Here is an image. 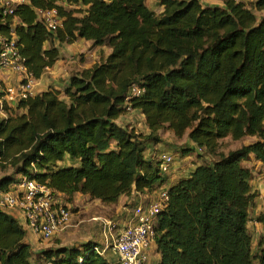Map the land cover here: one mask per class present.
Returning a JSON list of instances; mask_svg holds the SVG:
<instances>
[{
	"label": "trees",
	"instance_id": "16d2710c",
	"mask_svg": "<svg viewBox=\"0 0 264 264\" xmlns=\"http://www.w3.org/2000/svg\"><path fill=\"white\" fill-rule=\"evenodd\" d=\"M148 1L31 0L18 7L13 29L36 80L60 60L58 44L84 40L111 53L63 89L4 104L0 189L22 175L53 189L70 209L76 195L109 205L132 198L125 206L131 219L164 190L169 201L155 221L153 263L264 264V233L255 240L249 229L259 193L247 164H264V0L224 7L160 0V14ZM38 9H57L63 27L51 33ZM13 21L3 35L11 36ZM134 86L140 96H132ZM133 112L144 116L148 133L119 123ZM164 132L206 157L166 190L170 173L148 157ZM246 138L255 141L221 150L227 139ZM258 221L264 226V213ZM27 231L0 211V264H117L109 250L94 251L106 242L51 246L36 258Z\"/></svg>",
	"mask_w": 264,
	"mask_h": 264
},
{
	"label": "built area",
	"instance_id": "2783aa9c",
	"mask_svg": "<svg viewBox=\"0 0 264 264\" xmlns=\"http://www.w3.org/2000/svg\"><path fill=\"white\" fill-rule=\"evenodd\" d=\"M224 1L238 3L246 0ZM30 2L31 0H0V72L14 74L18 80L17 84L7 86L4 90L0 98L1 110L4 104H17L20 100L36 95L37 80L28 69L27 58L20 52L13 29L18 24V19L15 18L16 10ZM37 13L51 33H56L63 27V19L57 9H38ZM10 18H14V21L10 25L11 36L8 37L2 34L1 29L7 28ZM141 94L140 88L136 86L132 88V96ZM157 160L163 173L171 172L175 160L170 153H160ZM168 201L169 194L165 191L150 205H140L135 217L123 228L115 222H105L103 232L106 245L103 249L95 247L94 251L103 256L111 245L114 254L117 255V264H149L156 238L155 221ZM0 211L20 212L25 228L45 242L66 231L71 226L73 216L71 209L53 189L26 176L14 182L10 190L0 189ZM83 262L84 260L80 259L79 264Z\"/></svg>",
	"mask_w": 264,
	"mask_h": 264
},
{
	"label": "rangeland",
	"instance_id": "374dc122",
	"mask_svg": "<svg viewBox=\"0 0 264 264\" xmlns=\"http://www.w3.org/2000/svg\"><path fill=\"white\" fill-rule=\"evenodd\" d=\"M252 1H248L247 3H251ZM205 6H207L206 3H203ZM48 46V45H47ZM102 51H100L99 56L93 58L94 55H96V52L92 49L87 50L86 52H91L82 54L81 56H77L76 63H74V67H70L67 70V74L69 79L73 74L80 73L81 71L85 70L87 67H91L94 65V63L101 62L103 59H105L110 53L111 50L107 47H104ZM96 59V61H95ZM66 60V58L64 59ZM65 76V74H64ZM50 77V76H49ZM139 120V117H137ZM130 126H136L140 132H142L143 125L137 121L134 123H131ZM162 144L155 143L152 148H150L148 151V157H151L154 159V162L157 160V155L163 152L171 153V155L174 157V165L172 166L171 172L168 176V182L165 185V187H162L166 190L170 184H173V182L179 181L182 179V177L188 176L189 171L195 166L198 165L200 162H203V160L206 158L205 155L198 156V154L189 149V145L187 143V139H177L174 136L170 135L169 133H162ZM255 139L253 138H246L242 141H232L230 139H227L223 141L221 150L224 152H228L230 150H235L240 148L242 145H248L252 142H254ZM204 163V162H203ZM64 165V163L62 164ZM250 168L254 172V178L252 181V185L254 186V189L257 188V186L261 187L264 185V165L256 164L255 162L248 163ZM181 173L176 179L173 181V175ZM23 176L19 175L16 177L14 182L19 181ZM164 190H161L162 193ZM159 192V193H160ZM160 193V194H161ZM70 205L72 206V221H71V227L72 225H80V228L74 229L77 231L74 232L75 236L74 238L78 241L79 239L84 241V243L94 242L96 244H99L100 246L106 242L105 234L103 232V227L105 222H117L122 218V211L124 207L123 201L117 203V204H104L101 201H95L88 197L79 196L76 195L73 199V201L67 200ZM74 228V227H73ZM80 233L81 237L77 239V235ZM74 240V239H73ZM39 241V239H38ZM75 241V244L77 243ZM34 243V242H33ZM40 248H47L48 246H51V244L56 245L57 240L52 241L51 243L41 241ZM83 244V243H81ZM43 245V246H42ZM46 246V247H45ZM109 252H111L109 255H113V249L110 245ZM108 255V257H109ZM111 255V256H112ZM156 255V254H155ZM36 258H38L36 256ZM151 264H155L151 261Z\"/></svg>",
	"mask_w": 264,
	"mask_h": 264
},
{
	"label": "crops",
	"instance_id": "0c3cea01",
	"mask_svg": "<svg viewBox=\"0 0 264 264\" xmlns=\"http://www.w3.org/2000/svg\"><path fill=\"white\" fill-rule=\"evenodd\" d=\"M201 1L203 3H206L207 6H214V7L215 6H219V7L225 6L224 0H201ZM248 1H252V0H246V3ZM148 6L150 9L157 12L158 14L162 13L164 10V7L161 6L160 0H149ZM57 47L60 50V60L57 62V64L52 69L47 70L41 79L36 81V94L47 91L50 87L57 88V89L65 88L69 84V80H70L68 77V74L66 72L70 67H74V65H75L74 63H76L77 56H81L82 54H86V53L90 54L91 52H96V55L93 56V58H95V57L99 56L100 51L105 49V48H101V47H94L91 42H87L84 40H79L76 43L71 44V45H69V44H58ZM86 48H88L87 50H90L93 48L92 49L93 51L86 52L85 51ZM65 58H66V60H64ZM95 61H96V59H95ZM87 68H89V67H87ZM64 74H65V76H64ZM17 82H18V80H17L16 75L0 72V93H3L7 86L15 85V84H17ZM11 105H15V104H11ZM1 116L6 117V115L2 112H1ZM137 117H139V120ZM135 121H137L143 125L144 129L142 130V132H144L145 134L148 133V129L145 126L144 116L140 115L136 112H133L132 114H128V115L122 117L119 120V123H121V124L124 123L126 125H130L131 123H134ZM133 127L138 132H140V130H138V128L136 126H131V128H133ZM160 144H162V143H160ZM250 162H255L256 164H260V166L264 165L261 162L255 161L254 159L247 162V164ZM196 166L197 165H195L189 171V174L196 168ZM181 173L177 174L175 172V174L173 175V181ZM2 177H3V175L0 173V178H2ZM185 177H187V176H185ZM182 178H184V177H182ZM176 182H178V181H176ZM176 182H173V184ZM255 191H257L259 193V198L257 200V208H256L255 212L253 213V217H252L251 222H249V229H250V232L253 235L254 239L258 240V238H260V236L264 233V226L262 223H260L258 221V217L260 216V214L264 213V185L262 186V188L257 186V188H255ZM131 200H133V199L123 197L119 201V202L123 201L122 203H124V207H123V211H122V215H121L123 218L120 221H118L121 225V228L129 225L130 221L132 220L130 213L128 214V210L125 209L126 204L131 203ZM7 213L10 214L11 216H13L15 219H17L20 222V224H22L23 227H25L24 223L22 221L23 216L20 212H18V211L13 212L12 211V212H7ZM123 220H125V221H123ZM77 228H80V225L75 224V225H72V227L70 226L66 231L59 234V236L57 238V240H58L57 244L56 245L51 244V246L68 247L69 248V247H73V246H79V245H81V243H84V241L79 239L81 237L80 233L77 235V239H79L78 241L74 238L75 236H73L74 232L77 233V231L74 230ZM27 232H28L27 243L31 244V246L33 247V251L37 257H39V255L44 250L49 249L51 247V246H48L47 248H40L39 247L40 243L38 241V237L30 231H27ZM75 241H77L76 244H75ZM112 256H115V263H116L117 262V255L113 254ZM158 258H159V256H158ZM151 261H152V258L150 260V264H151Z\"/></svg>",
	"mask_w": 264,
	"mask_h": 264
}]
</instances>
